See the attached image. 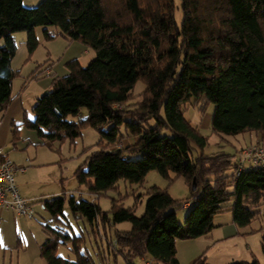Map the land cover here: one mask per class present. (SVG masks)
<instances>
[{"label": "trees", "instance_id": "obj_1", "mask_svg": "<svg viewBox=\"0 0 264 264\" xmlns=\"http://www.w3.org/2000/svg\"><path fill=\"white\" fill-rule=\"evenodd\" d=\"M176 1L154 0L158 8L148 10L142 0H43L35 8L24 7L23 0H0V112L13 100L12 82L20 76L12 68L17 52L13 35L27 32L32 54L39 45L35 29L55 27L57 35L81 42L97 57L87 67L78 60L67 63L66 76L52 74L51 89L37 100L31 117L25 114L22 125L35 132L42 145L74 142L84 127L100 133L101 140L88 149L76 171L79 185L90 196L116 189L121 180L142 185L152 171L170 183L183 177L190 188V200L182 201L168 190L150 187L141 217L135 207L125 208L116 200L109 216L93 200L70 197L71 212L87 218L92 227L132 224L130 231H116L109 244V254L122 255L126 264H133L134 258L180 264L178 240L208 236L215 229L214 217L227 211L238 227H247L259 215L254 208L264 202V168L248 166L238 178L227 174L236 171L237 156L206 155L208 138L183 112V107L204 101L214 106V132H264V0H178L179 7ZM121 8L131 23L122 22ZM45 36L55 37L48 29ZM139 82L146 89L134 110H124ZM82 109L88 112L85 119L69 120ZM123 126L134 138L128 146L122 145ZM18 129H13V141L18 140ZM164 130L172 136L162 135ZM66 203L65 196L42 200L55 225H43L47 240L41 257L46 264H97L82 253L83 236L66 229ZM185 203L190 210L182 225L177 211ZM68 242L76 260L57 254ZM262 248L264 253V238ZM193 264L208 263L201 257Z\"/></svg>", "mask_w": 264, "mask_h": 264}, {"label": "rangeland", "instance_id": "obj_2", "mask_svg": "<svg viewBox=\"0 0 264 264\" xmlns=\"http://www.w3.org/2000/svg\"><path fill=\"white\" fill-rule=\"evenodd\" d=\"M43 0H23V5L26 8H35ZM143 5L148 10H156L158 6L154 0H142ZM177 6H180V2L176 1ZM122 14V22L131 23V17L125 12L124 9H120ZM178 19L181 17L180 11L177 10ZM181 20V18H180ZM45 29H48L51 34L55 37L48 39L45 36ZM58 29L55 27H37L35 29V35L38 39L39 45L37 49L31 54L27 44L28 33L21 31L16 32L13 35L14 41L17 45V52L12 63V68L15 70H22V75L27 77L31 71L35 68H39L40 71L45 68H53L55 65L63 64L67 56L66 52L69 49V41L60 35H57ZM3 41L0 42V45ZM80 63L83 67H87L92 60L97 57V54L92 49H87L85 54H80ZM70 61V60H69ZM35 71V70H34ZM36 72V71H35ZM31 85L27 91L23 93V100L25 111L32 114V106L35 105L36 101L41 97L37 96L35 90L36 85ZM23 85V80L17 78L14 83V91L20 89ZM146 89L143 82L137 83L134 89V97L122 108L124 110H134L135 104L140 100L139 94ZM36 99V100H35ZM21 113L19 120H16L15 124L21 123L24 120L26 112ZM214 106L209 104L208 106L204 101L199 103H191L183 107L185 119L191 123L192 126L198 128L203 136L208 138V145L204 149V153L208 156H213L217 153L224 152L238 156L240 148L246 147L250 142V135H237L228 136L220 135L213 131L211 127L212 113ZM88 115L86 109H82L81 114L78 117H70L69 120L80 121L85 119ZM209 120V121H208ZM24 126V125H23ZM14 129V128H13ZM21 132H18V140L14 141L17 144L18 150L13 149V135L12 132L9 135V145L7 152L10 154V159L17 165H23L25 159L35 158L34 167H26V174L16 176V184L23 198L29 201V211L26 216H18L12 211H5L4 215L0 218V264H46L45 260L40 257V246L45 243L47 233L44 230L43 225H55L52 216L44 209L42 200H49L57 196H65L67 203L64 208V213L67 219L66 229H69L73 235H82V253H88L91 255L97 264H126L122 255L115 257L109 254V244L114 241L116 231H130L132 224L125 222L117 224L115 226H107L106 230L100 226V232H96V226L92 227L87 218H77L69 207V199L71 196H75L77 199L80 198V193L83 195V199L96 200L104 212L111 216V208L113 200H116L119 205L125 208H134L135 214L141 217L145 213L146 203L148 196L146 192L150 187L157 186L161 189L168 190L169 194L177 200L188 201L191 198L190 188L186 184L183 177H180L176 181L170 183L168 179H165L158 172H150L145 182L142 185L133 184L124 180L119 181L116 189H111L105 194L95 197L90 196L84 187H81L76 179V171L82 166L89 154L91 147L97 145L101 140V135L98 131L91 127H84L81 130V137L76 139L74 142L65 140L63 142L55 141L48 144L36 145L33 142L32 135L36 134L27 129L26 127L21 128ZM162 135L172 136L169 130H164ZM120 136H122V145L128 146L134 141L133 137H128L125 126L120 128ZM29 141V142H28ZM263 142V141H262ZM30 143L28 149L23 150ZM237 149H240L237 152ZM4 151V150H3ZM6 152V151H5ZM200 153L195 152V155ZM15 159L20 160L19 162ZM237 162V157L235 159ZM36 166V167H35ZM235 173V169L230 170L227 174ZM175 174L171 173L170 177L175 178ZM171 184V185H170ZM196 193L195 195H197ZM140 196V197H138ZM138 197V198H136ZM95 198V199H94ZM140 200V201H139ZM136 201H139L136 206ZM188 209H179L177 216L182 225H185L186 216L189 212ZM255 211H259V217L255 219L250 227L258 230L257 235H261L264 232V202L254 208ZM186 214L185 218L181 220V215ZM232 216V213H226ZM226 216V215H224ZM65 220V219H64ZM66 223V221H64ZM102 228V229H101ZM255 240V239H254ZM178 248L180 251V257L182 259L181 264H189L185 262L183 257L185 251L179 246L184 244L182 242H192L185 240H178ZM253 250L246 252L240 248L234 247V242L226 243L219 247L217 251L213 248L206 246L205 250L207 255L219 252V255L215 257L216 263H229L231 259H239V262H253L258 261L260 264H264V253L262 250L261 243L253 242ZM197 244V243H195ZM258 245V248L255 245ZM246 247V244H244ZM101 250V251H99ZM57 254L66 259L76 260L77 256L72 252V244L66 243L61 244L58 247ZM99 255H102V260L99 259ZM210 256V255H209ZM212 260L209 258V261ZM133 264H150L147 259L134 258ZM237 263V262H231Z\"/></svg>", "mask_w": 264, "mask_h": 264}, {"label": "crops", "instance_id": "obj_3", "mask_svg": "<svg viewBox=\"0 0 264 264\" xmlns=\"http://www.w3.org/2000/svg\"><path fill=\"white\" fill-rule=\"evenodd\" d=\"M87 49H89V48L86 47L84 44H82L79 41H73V42L69 41V49L66 52V56H67L66 58H68V59H66L63 64L61 63L59 65H55L53 68L52 67L47 68V69L45 68V70H43V71H40L39 68H35L34 70L36 72L34 70L31 71V73L27 77L22 75V70L13 69L14 71L20 72V76L13 79V82H12L13 100L6 106V108L3 111L0 112V149L4 150V152L6 151L5 154L8 157H10L9 152H7V147L9 145V141H8L9 135L11 132H13V128L15 126H17V124H15L16 120H19L18 119L19 116L21 117V113H23L25 111L24 100H23V96H22L23 93L25 91H27L28 88L31 85H33V83H35L34 85H36L35 90H38L37 96H40V94H44L45 92L49 91L51 89V85H52V82L54 79L51 77V75L54 74L55 77L66 76L69 73L68 69L66 68V64L73 61V60H78L80 62L81 57H79V56H82L80 54H85L87 52ZM13 61H14V59H13ZM17 78H20L23 80V85H21L20 89L16 93L14 91V83H15V80ZM30 106H32V110H33L34 106L33 105H30ZM25 112L28 113L27 111H25ZM27 115L29 117L32 116V114L29 115V113ZM22 123H23V121L18 124L19 125V129H18L19 132H21V130H22L21 128L24 127L22 125ZM247 134L250 135V142L246 145L255 144L258 142H262V141L264 142V132L249 131V132L244 133V135H247ZM241 135H243V134H241ZM31 137H32L33 142H36V145L41 144L37 135H36V138L34 135H32ZM13 144H14V141H13ZM25 145H27V146L23 147L24 148L23 150L28 149L27 147L30 146V143L25 144ZM242 148H244V147L241 146L240 149H242ZM13 149L18 150L17 144L13 145ZM240 149H237V152ZM35 158H34V160H35ZM15 160L18 162L20 161L18 159H15ZM34 160L30 159V157H27L25 159L26 162H24L23 165H18V166L32 168L35 165ZM20 174L22 175L23 173H18L17 175H20ZM17 188H18V186H17ZM18 191H19V189H18ZM19 194L21 196L20 191H19ZM80 198H83V195L81 193H80ZM23 199L27 200L26 198H23ZM93 201H95V203H97L96 200H93ZM188 207H183V209H187ZM5 211H10V210L5 209V210L1 211L0 212V218L4 215ZM229 212L230 211L223 212V213L218 214L214 217L213 221H214L215 229L208 236L200 237L197 239L185 240V241H192V242H182L184 244H179L180 248L182 245V248L185 251L186 256L183 257L185 262L187 261V262H189V264H193L197 259H199L201 257H205L206 261L208 262V260H209V258H211V256H212V260L209 261L210 262L209 264H230L231 262H239V261H236L239 259H231L230 261H227L229 263H216L218 261H215V257H217L219 255V252H216V253L214 252L213 254L207 255L206 251H204L206 246H208L210 249L213 248L214 251H217L219 249V247L225 245L226 243L234 242V247L240 248L241 250L245 251L246 254L249 253V252H246V248H247V251H251V254H252V250H253V246H254L253 242H257V244L259 242V244L261 243V246H262V240L264 238V232L261 233V235H257L258 230L250 227L253 222L251 223V225H249L247 227H242V228L238 227L233 220V215L231 216L230 214H226ZM259 214H260V212H259ZM185 215L186 214L181 215V220L183 219V217L185 218ZM224 215H226V216H224ZM258 217H259V215L255 219H257ZM96 227L99 230L98 232H100V225H98ZM262 229L264 230V228H262ZM195 243H197V244H195ZM244 244H246V247H244ZM257 244L255 246L258 248ZM41 246H40V257H41ZM262 250H263V248H262ZM179 255H180V251H179L178 242H177V256H178L179 262L181 264L182 259ZM99 259L102 260V255H99Z\"/></svg>", "mask_w": 264, "mask_h": 264}, {"label": "built area", "instance_id": "obj_4", "mask_svg": "<svg viewBox=\"0 0 264 264\" xmlns=\"http://www.w3.org/2000/svg\"><path fill=\"white\" fill-rule=\"evenodd\" d=\"M236 163V178L248 166L264 168V142H258L242 148L237 156ZM26 170V167L18 166L0 149V212L6 209L18 216H26L28 214L29 201L20 196L16 184L17 174L25 173ZM189 205L190 203H185L184 207Z\"/></svg>", "mask_w": 264, "mask_h": 264}, {"label": "water", "instance_id": "obj_5", "mask_svg": "<svg viewBox=\"0 0 264 264\" xmlns=\"http://www.w3.org/2000/svg\"><path fill=\"white\" fill-rule=\"evenodd\" d=\"M193 188H194V189L196 188V186H195V182H193Z\"/></svg>", "mask_w": 264, "mask_h": 264}]
</instances>
